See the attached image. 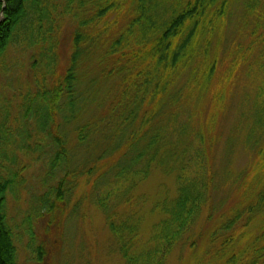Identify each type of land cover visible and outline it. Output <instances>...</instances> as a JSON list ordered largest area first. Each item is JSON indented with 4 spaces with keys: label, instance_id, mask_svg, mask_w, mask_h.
I'll use <instances>...</instances> for the list:
<instances>
[{
    "label": "trees",
    "instance_id": "obj_1",
    "mask_svg": "<svg viewBox=\"0 0 264 264\" xmlns=\"http://www.w3.org/2000/svg\"><path fill=\"white\" fill-rule=\"evenodd\" d=\"M237 9L240 41L226 40L233 64L221 79L216 39ZM67 21L72 43L63 57ZM11 47L33 51L36 89L25 98L22 93L17 104L24 109L13 120V98L0 96V264H19L7 195L25 182L17 155L24 149L48 161L47 188L32 194L25 222L37 261L48 257L49 247L36 245L34 218L57 221L85 182L86 197L103 213L125 264H165L215 205V191L226 180L213 163L219 140L213 131L228 96L223 80L256 48L260 57L247 73L259 85L244 137L262 160L247 177L242 206L220 215L209 237L215 244L223 237L214 251L222 264H264V0H0L3 74L13 71L4 58ZM207 100L214 109L204 112ZM29 114L41 134L33 146L23 120ZM18 121L26 130L19 132ZM154 170L174 174L175 192L152 201L148 212L157 220L144 231L146 200L136 192ZM256 222H262L258 234L243 245ZM238 235L245 250L233 249Z\"/></svg>",
    "mask_w": 264,
    "mask_h": 264
},
{
    "label": "rangeland",
    "instance_id": "obj_2",
    "mask_svg": "<svg viewBox=\"0 0 264 264\" xmlns=\"http://www.w3.org/2000/svg\"><path fill=\"white\" fill-rule=\"evenodd\" d=\"M239 19L240 9H237L233 21H228L223 31L219 33L221 39H216L218 56L221 59L218 66L221 79L228 76L227 74L233 64L230 63L231 60L227 57L226 48L229 43L226 40L230 38L235 40L234 45L240 41L237 37ZM240 28H242V25ZM72 33L71 24L68 21L65 22L61 28V45L59 46L63 57H66L71 51ZM260 54V48H256L249 55L248 61L241 62L237 72L231 74L230 79L223 80L229 82V85L225 84L228 88V96L222 109L219 110L220 114L213 131L214 135L219 137L213 163L215 169L217 168L219 172L224 171L226 173L227 178L225 177L226 180H222L215 191V205L212 208L207 207L205 209L199 224L189 233L186 240L176 248L165 264H222L223 259H217L214 251L219 248L218 244L223 237L220 238V242L217 241L215 244L212 243L209 236L219 226L216 219L236 208L242 202L241 193L244 192V187L247 186V177L251 171L257 168L256 164L262 160L258 152L259 148L250 149L244 137L245 130L248 131L254 122L253 98H255L257 85H259L258 81L255 80L254 82V79H250L247 67L250 62L259 58ZM32 55L33 51L21 53L11 47L4 58L6 64L13 66V71L3 74L2 63L0 64V82L2 83L0 96L2 99L12 100L13 98L11 105L8 106L13 114L12 120L19 113L22 115L24 109L25 104L19 108L20 104L17 103L22 102L28 90L34 91L36 89L34 83L36 72L33 67ZM17 57L20 58V61L16 60ZM22 93H24V98H22ZM27 102H29L28 98ZM245 103H247L246 106ZM211 109H214V106L210 105L207 100L203 106V111ZM23 118L28 124L29 129L27 127V130L30 133L27 143L33 146L41 139V134L37 130V120L32 114L24 115ZM14 126H16L15 123ZM17 129H19V132L26 130L23 125L19 124V121ZM50 144L48 139L42 142L46 154L50 152ZM261 146L264 147V140ZM28 150L17 151L19 163L26 166L23 174L25 182L17 188L15 193L10 192L7 195L8 219L16 238L18 263L125 264L124 259L118 252L115 238L106 224L103 213L86 197L88 186L85 182L80 184L78 191L57 221H52V224H50L51 219L48 215L34 218L36 245L44 244L47 248L49 247L48 257L43 262L37 261L36 246H31V237L25 222L27 216L31 213L32 194L36 192L35 190H39V194H42L47 188L42 178L48 169V161L38 160L42 153L30 150V153H28ZM228 173L230 176H228ZM166 191L175 192V177L174 174H163L161 170H154L150 178L140 184L136 195L143 196L146 200L144 213L147 216V222H145L144 231H149L152 223L157 220L156 215L152 216L153 214L148 212L151 211L152 201L160 194L166 193ZM79 198L83 199L80 207H76L75 204ZM240 206L242 205L239 204L238 207ZM261 224L256 222L248 229L247 240L242 241L243 245L252 243L254 237L258 234L256 229H259ZM239 237L240 235L236 237L237 244L233 246V249L242 251L246 248L240 244ZM192 241L195 244L191 246L190 242Z\"/></svg>",
    "mask_w": 264,
    "mask_h": 264
}]
</instances>
